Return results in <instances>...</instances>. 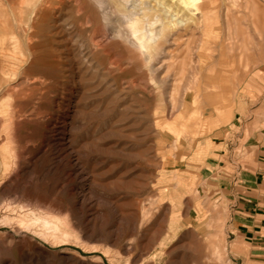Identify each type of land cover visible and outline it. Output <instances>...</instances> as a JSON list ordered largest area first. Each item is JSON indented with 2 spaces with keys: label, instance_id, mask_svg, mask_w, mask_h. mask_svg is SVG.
<instances>
[{
  "label": "rangeland",
  "instance_id": "1",
  "mask_svg": "<svg viewBox=\"0 0 264 264\" xmlns=\"http://www.w3.org/2000/svg\"><path fill=\"white\" fill-rule=\"evenodd\" d=\"M43 1L0 0V264H264L222 189L264 145V0Z\"/></svg>",
  "mask_w": 264,
  "mask_h": 264
},
{
  "label": "crops",
  "instance_id": "2",
  "mask_svg": "<svg viewBox=\"0 0 264 264\" xmlns=\"http://www.w3.org/2000/svg\"><path fill=\"white\" fill-rule=\"evenodd\" d=\"M213 152L216 153L218 150L213 149ZM250 166L251 169H241L236 176L226 174V182L222 184V189L226 191V196L232 204V226L236 228L238 237L250 243V248H258L264 244L263 144L259 145L257 158Z\"/></svg>",
  "mask_w": 264,
  "mask_h": 264
},
{
  "label": "bare ground",
  "instance_id": "3",
  "mask_svg": "<svg viewBox=\"0 0 264 264\" xmlns=\"http://www.w3.org/2000/svg\"><path fill=\"white\" fill-rule=\"evenodd\" d=\"M19 1L21 4H25L30 9L29 14H28V12H26L25 14L23 13L25 15V18H30L31 14L33 15L34 19L38 18L39 14L43 8L42 7L43 2H44L43 0H19ZM131 1H132V4L135 5L133 3L134 0H131ZM135 1H137V0H135ZM153 1H155V4H157V6H162V8H164L166 12L171 11L174 7L176 8V6L178 5L180 8H182V10H185V12L186 11H187V13L191 12L192 15L200 13V15L204 16V17L211 16L213 18V20H214V18H217V16H215V14H212L211 11L213 9H212L211 3L208 0H153ZM233 1L234 0H231V2H233ZM119 2L121 5L127 7L128 4L125 5V3L129 2V0H119ZM118 6H119V3H118ZM130 8H132V7H130ZM122 9H123V7H122ZM120 10H121V6H120ZM125 11H126V9H125ZM156 11H158V9L155 8L154 6L150 5V2H147V3L144 2L141 5V7L138 9V11L132 12V13L130 12L131 14L129 13L130 16H128V19L130 20L128 22H130L133 33L142 34V36H140L141 38H138V39H140V42H141L142 38L145 37V38H147V40L150 43H152L155 46L158 45V39L161 38L165 34L167 29L176 28L181 24V21H176L175 19H172L170 16L166 19V21H164L162 18L158 17L159 15L156 14ZM17 15L19 17H21L22 13L19 12V13H17ZM153 20H154V22L160 23V27L157 30L155 29V32H152L149 30L150 22H152ZM147 21L149 22L148 24H147ZM154 22H152V24ZM142 46H144L143 42H142ZM139 51H141V50H139ZM134 63H138V62H134ZM83 199L86 200L87 198L83 195Z\"/></svg>",
  "mask_w": 264,
  "mask_h": 264
}]
</instances>
